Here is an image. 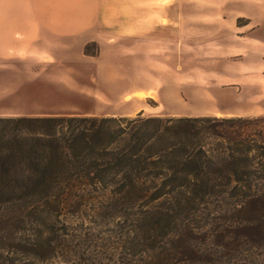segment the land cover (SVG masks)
<instances>
[{"label": "rangeland", "instance_id": "1", "mask_svg": "<svg viewBox=\"0 0 264 264\" xmlns=\"http://www.w3.org/2000/svg\"><path fill=\"white\" fill-rule=\"evenodd\" d=\"M189 4L185 3L186 8L180 5L181 15L184 9L199 12L208 8ZM167 11L161 19L166 26L170 25L167 15H171ZM244 23L245 19H238L239 25ZM125 44L130 46L131 42ZM117 46L115 54L108 50L100 60L87 56L99 54L97 43L83 50L64 49L65 56L49 62L0 57V116H136L141 111L154 116H264V90L256 81L258 74L264 77L263 65L223 66V57L213 52L185 43L174 46L170 32L159 42L131 49L121 43ZM223 70L233 76L242 71L243 80L233 83L223 79ZM139 90L148 91L150 96L133 95ZM245 174L264 177V173H0V264L152 263L159 248L141 246L144 251L131 257L121 252L117 242L127 229L124 225L135 218L131 213L159 206L163 197L152 200L151 195L173 177L174 184L166 190L173 185H184L177 189L187 190L190 179L200 182L207 178L219 192L207 196L192 211L198 245L207 254L206 260L192 264H257L251 259L238 262L235 257H225L212 235L229 215L227 195L224 200L223 195L233 192L236 177ZM126 175L143 176L144 186L152 188L143 198L134 197V202L126 199L125 203L119 191ZM254 252L264 254V249ZM256 262L264 264L262 259ZM168 264L179 262L170 260Z\"/></svg>", "mask_w": 264, "mask_h": 264}, {"label": "trees", "instance_id": "2", "mask_svg": "<svg viewBox=\"0 0 264 264\" xmlns=\"http://www.w3.org/2000/svg\"><path fill=\"white\" fill-rule=\"evenodd\" d=\"M0 173H264V116H154L143 111L136 116H0ZM202 179H190L187 190H179L184 185L166 190L174 177L156 188L152 200H163L151 210L131 213L135 218L124 225L117 242L121 252L135 257L144 251L141 246L159 248L150 264L206 260L192 211L219 192ZM258 179L236 177L233 192L223 195L229 205L223 229L212 231L224 256L238 262L264 261L263 253L254 252L264 249V182ZM144 181L143 176H124L123 202L143 198L152 188Z\"/></svg>", "mask_w": 264, "mask_h": 264}, {"label": "crops", "instance_id": "3", "mask_svg": "<svg viewBox=\"0 0 264 264\" xmlns=\"http://www.w3.org/2000/svg\"><path fill=\"white\" fill-rule=\"evenodd\" d=\"M185 3L208 8L184 9L181 15ZM167 10L166 26L161 19ZM238 19L245 23L239 25ZM165 32L171 33L174 46L185 43L223 57V66H264V0H0V57L9 59L49 62L65 56L64 49L97 43L99 54L87 56L100 60L108 50L115 54L117 43L131 49L159 42ZM231 57L238 60H227ZM241 72L233 76L223 70V79L238 83ZM256 81L264 90V77L258 74ZM226 102L223 93V111Z\"/></svg>", "mask_w": 264, "mask_h": 264}, {"label": "bare ground", "instance_id": "4", "mask_svg": "<svg viewBox=\"0 0 264 264\" xmlns=\"http://www.w3.org/2000/svg\"><path fill=\"white\" fill-rule=\"evenodd\" d=\"M135 95H136L137 97H141V98H143V97L146 96V94H145L144 92H141V91L136 92Z\"/></svg>", "mask_w": 264, "mask_h": 264}]
</instances>
